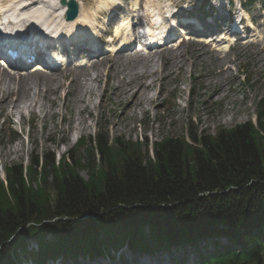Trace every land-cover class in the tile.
I'll return each instance as SVG.
<instances>
[{
	"label": "trees",
	"instance_id": "16d2710c",
	"mask_svg": "<svg viewBox=\"0 0 264 264\" xmlns=\"http://www.w3.org/2000/svg\"><path fill=\"white\" fill-rule=\"evenodd\" d=\"M189 135L162 139L150 156L147 143L99 133L88 158L70 152L57 161L46 151L27 168L9 166L0 179V264L102 256L125 245L174 251V264H184L207 240L218 249L206 247L194 264H264L263 103L256 125Z\"/></svg>",
	"mask_w": 264,
	"mask_h": 264
},
{
	"label": "rangeland",
	"instance_id": "374dc122",
	"mask_svg": "<svg viewBox=\"0 0 264 264\" xmlns=\"http://www.w3.org/2000/svg\"><path fill=\"white\" fill-rule=\"evenodd\" d=\"M79 1L85 8V14L97 19L94 24V37L102 51L103 48L108 47L105 32L114 36L119 28L124 36L121 24L127 21L134 26L141 21L135 18V15L144 14L143 10L135 13L130 11L137 0H114L105 8V13L102 15L96 12L97 3L100 0ZM138 1H141L144 8L147 4L155 6L157 10L159 8L164 15L169 9L172 13L179 12L176 16H183L185 12L183 7L192 9V14L201 16L200 4L204 1L212 2L210 0ZM228 1L230 0H220L225 8L222 10L223 15L212 16L211 21L214 25L202 19L203 27L208 30L211 26L217 29L227 26ZM233 1L234 12L237 13L236 10L242 0ZM175 5L176 9H174ZM249 7L252 13L247 12L246 19L251 21V27L250 30L245 27L246 33L243 35L228 31L226 37H223L224 35L221 36L219 31L215 35L211 34L214 37L208 40L186 39L182 44L177 41L167 46V49L177 51L176 61L170 60L166 50L160 57L157 56L154 59L149 70L158 69L161 73L164 68H167L171 75L162 80L156 76L147 80L153 81L148 95L155 99V103L144 102L142 107L146 108V113L139 106L133 113L122 115L127 99L118 100L114 95V88L122 77V67L129 68L137 59L131 54L136 51L134 45L118 51L117 41L114 42L112 52L103 53L104 56L111 54L117 56L116 70H112V75L108 78L107 70L103 68L100 81L89 82L85 88L87 91H85L84 100L89 110L78 112L75 91L69 92L64 83L59 87L52 86L53 93L49 99L34 97L22 107L20 112H14V114L0 112V179H5V170L11 165L22 163L27 168L29 159L34 153L43 154L51 151L55 154L57 161L62 157L67 158L70 152L74 156L80 153L81 156L88 158L87 153L91 151V145H94L92 140L99 133L103 136L107 135L110 141L139 143L142 149L147 143V151L152 156V146L162 139L184 137L189 141L190 132L196 136L214 135L220 129H230L239 124L256 121L260 106L262 103L264 105V3L256 8ZM116 11L124 17H114L112 14ZM126 16L130 18L122 19ZM167 28L172 27L168 24ZM227 38L230 42L225 51L220 49V46L226 45ZM216 45L220 46L216 47ZM110 47H112L111 44ZM74 51L77 52V48ZM150 51L142 52L141 55L147 56L146 54ZM82 52L83 50L79 53L80 57L85 56ZM85 60L87 62L90 59L86 57ZM79 64L75 61L67 65L65 69L71 70L72 74L77 68L80 71L88 70L92 74L95 73L91 67L78 66ZM44 71L42 73L45 74L61 73V71L49 69ZM77 74L80 75L81 72ZM63 81L64 79L62 83ZM27 105L34 106V115L31 114ZM78 119L88 125L87 128L80 129ZM114 127L117 128L114 129ZM95 156L98 163L99 158ZM79 172L84 180H88L90 171L87 167L82 168L81 165ZM28 246L30 250H37V243L34 240H29ZM23 262H29V260L25 259ZM143 263L169 264L166 257ZM189 263L191 260L188 261ZM83 264L114 263L100 259L84 261Z\"/></svg>",
	"mask_w": 264,
	"mask_h": 264
},
{
	"label": "bare ground",
	"instance_id": "6f19581e",
	"mask_svg": "<svg viewBox=\"0 0 264 264\" xmlns=\"http://www.w3.org/2000/svg\"><path fill=\"white\" fill-rule=\"evenodd\" d=\"M112 1L113 0H100L96 6V12L102 11L103 8L108 7L110 2ZM25 2L26 4L20 7V4ZM79 5L80 10L78 17L72 21H67L64 16L66 7L60 4V0H0V10L2 11V13L3 11H6L11 12L12 15H17L16 17H18V28L22 27L21 25L25 22L26 24H29L26 25L27 28H29L30 25L33 26L30 29V31L33 32L32 29L36 27L37 23H39L40 21H46L47 25H53L56 31L64 34L66 38L74 37L76 33L78 35H84L86 32H94V26L90 16L85 14V8L80 1ZM27 18L32 21L26 20ZM92 19L94 20V18ZM79 20H82L81 25H78ZM248 22L251 25V21L248 20ZM131 26L132 25L129 22L126 24L122 23V30L125 31V34L127 32L131 33ZM116 33V39H119V37H121L120 30L118 29ZM127 41L128 39L123 40L122 45L126 46L128 44ZM228 45L229 43H226V45L224 46L216 45V47L220 46V49L226 51ZM166 51H168L170 60L176 61L178 59L176 50L166 49ZM163 52L152 51L148 53L147 56L141 55V52H135L132 57L136 58L137 60H134L129 68L122 67V77L118 81V85L114 88V95L118 100L125 98L127 99L125 104L126 108L122 112V115H126L129 112L133 113L134 110L139 106H141L142 111L146 113V108L142 107L144 102L149 101L155 103V99L153 97H149L148 95V92L153 86V81L148 82L147 80L149 78H154L155 76L162 80L168 78V76L171 75L170 72L166 70L167 68H164L161 73L158 69L149 70L154 59L157 56L160 57ZM98 57L99 58L97 60H91L89 63V66L95 72L94 74H92L88 70L80 71L79 68L73 70L75 71L74 74L70 73L71 70L69 69L61 71L60 74H45L38 69L27 70V67L24 69L26 70L24 72H21L20 69L17 70V68L14 70V72L12 70H5V68H0V112L4 114H14V112H20L22 107L25 106L26 103L28 101H31L34 97H36L37 99H49L50 95L53 93L52 86L56 85V87H59L61 85H64V83H66L69 92L75 91V103L78 104V112L81 113L83 110H89L88 104H86L84 100L86 95L85 91H87L85 89L87 87V84L89 82H99L102 77L101 70L103 68H106V76L108 78L112 75V70H116L117 68V56H103V54L101 53L98 55ZM77 72H81V74L78 75ZM62 79H64L65 82L63 81L62 83ZM106 90L107 88L105 89V91ZM91 94H93L92 91ZM52 104H54L53 101ZM27 108L32 115L35 114L34 106L27 105ZM257 121L258 118H256V121L252 122L256 125ZM82 124H84V126H82ZM78 125H81L80 129H85L88 126L85 125V123H83V121L80 119H78ZM116 128L117 127H114V129ZM258 227H261V229L264 230V224L259 223ZM255 229H257V227ZM205 242L209 244L211 243L209 240ZM228 242L229 239H221L219 243L227 247L230 245ZM211 245L213 247L215 246L214 248L218 249L216 247V243H214V245L213 243H211ZM211 245L210 248L212 247ZM124 247H126L127 250L126 254L124 255L118 254L116 251H114L116 255H121L119 256V260L121 262H127L129 261V259L131 262V257L139 259L136 264H139L141 260L148 262L150 260H153L154 256H156L158 252L146 251L145 253H147V255H145L142 252L138 251V249H133L126 245ZM205 249L206 246L204 245V243L200 242L196 247H192V249L190 250V255L195 252L196 256L199 258V254L204 253ZM232 249L237 250V248L233 245ZM173 252L174 251H170L167 253L172 254ZM109 255L111 261L116 262L115 258L110 252ZM81 257L82 256L80 255L76 256L78 260L76 264L83 263V261L79 260ZM93 257L99 258V260L101 259L99 255H94ZM23 259L25 260L27 258Z\"/></svg>",
	"mask_w": 264,
	"mask_h": 264
},
{
	"label": "water",
	"instance_id": "95a60500",
	"mask_svg": "<svg viewBox=\"0 0 264 264\" xmlns=\"http://www.w3.org/2000/svg\"><path fill=\"white\" fill-rule=\"evenodd\" d=\"M62 5H68L69 11H68V18L71 19L77 14V3L75 0H61Z\"/></svg>",
	"mask_w": 264,
	"mask_h": 264
}]
</instances>
